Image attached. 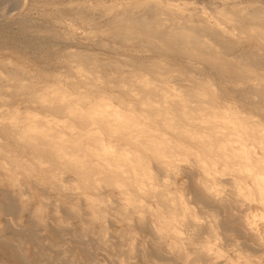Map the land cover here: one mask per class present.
<instances>
[{"label": "bare ground", "instance_id": "obj_1", "mask_svg": "<svg viewBox=\"0 0 264 264\" xmlns=\"http://www.w3.org/2000/svg\"><path fill=\"white\" fill-rule=\"evenodd\" d=\"M51 1L47 26L0 32V170L97 191L127 215L143 205L161 242L139 251L113 230L129 253L115 264L135 249L140 264H264V0H223L213 18L164 0ZM104 217L94 214L99 231L84 228L102 245ZM169 233L175 256L161 249ZM0 255L38 264L42 253Z\"/></svg>", "mask_w": 264, "mask_h": 264}, {"label": "rangeland", "instance_id": "obj_2", "mask_svg": "<svg viewBox=\"0 0 264 264\" xmlns=\"http://www.w3.org/2000/svg\"><path fill=\"white\" fill-rule=\"evenodd\" d=\"M47 1L50 2L51 0H0V32L1 30H4V32L8 30L10 33L17 34L22 26L32 30L40 28V26H47L40 12L41 6ZM52 1L53 5L56 4L54 2H68L69 0ZM87 1L89 2V0ZM102 1L104 2L105 0ZM164 1L182 7L186 3V9L190 7L189 9H194L192 11L200 10L201 13L207 14L206 16L209 18L215 17L213 9L223 4V0ZM105 2L108 3L110 0ZM29 4L32 7L29 8ZM36 18L39 21L43 20V22L37 21L38 19ZM94 19L96 20L95 22L100 23L98 18L94 17ZM37 22L41 25H38ZM32 26H36V28H32ZM63 27L65 28L64 24ZM84 34L82 29H77L76 37H78L80 43H83L80 40V36L84 38ZM29 38L34 40L32 35ZM7 55V51L3 54L0 53L1 58H6ZM15 59L17 60V58ZM60 70L57 71L64 73L63 68H60ZM3 109V106L0 107V111ZM59 127H61V124ZM86 160L92 161L90 159ZM165 174L167 175L166 172ZM55 175H57L56 180L61 178L62 184L70 183V178L67 177V174L56 171ZM0 178V249L7 245L13 250L26 253L27 257H30L31 251H40L42 256L38 258L40 262L38 264H51L52 262L57 264H115L113 260H116L118 256L124 255L126 257L129 256V253L128 248L122 246L123 241L116 236L113 230H123V235L126 238L134 237L137 245H139V251L141 249L154 252L155 250L153 249H156L161 242V238L154 236L149 227L144 225L146 222L155 224V218L144 210L143 205L130 208L127 215L125 211H118L116 205L107 201L99 202L101 196L97 191H78L72 194L63 188L53 187L51 185L53 179H48L45 176L40 177L38 183H41V185L37 186L32 183L33 179L29 178L22 170H16L13 173L0 170ZM13 181L31 187L37 198L23 196V188L13 187ZM181 182L182 179L179 180L178 184L180 185ZM106 191L113 194V198L115 196L121 199L124 198L120 194V190H115L113 187H108ZM39 201L46 202V204L42 205ZM74 204L80 208L79 214H74L71 211L70 208ZM151 204L155 206V202ZM189 204L191 208L194 207L193 204ZM99 212H104L103 223L109 227V234L106 237L108 243L106 245L99 243L97 235L84 232V228L87 226L92 231L95 230L94 232L99 231L101 222L94 218V214H99ZM60 229L62 230L61 237L55 238L52 243L49 240V235L59 232ZM15 237H18V239L20 237L21 241L15 240ZM166 237H169L167 238V247L164 246L161 249L164 252H170L171 256H175L173 244L179 245V243L175 242V236L170 235V233ZM244 242L241 239L237 241L238 244H244ZM118 246L121 247L117 249ZM139 251L135 249V253L133 251L130 255L129 263L127 262L126 264H140L133 259L135 255H140L141 252ZM153 254L156 256L155 253ZM163 254L165 255L166 253ZM137 256L136 259H138ZM29 261L32 262L31 259ZM0 264H2L1 261Z\"/></svg>", "mask_w": 264, "mask_h": 264}]
</instances>
